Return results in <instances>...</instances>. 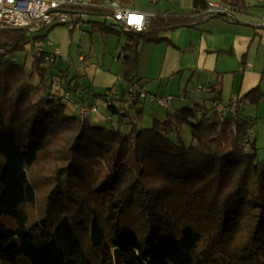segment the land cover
I'll use <instances>...</instances> for the list:
<instances>
[{
    "label": "trees",
    "instance_id": "obj_1",
    "mask_svg": "<svg viewBox=\"0 0 264 264\" xmlns=\"http://www.w3.org/2000/svg\"><path fill=\"white\" fill-rule=\"evenodd\" d=\"M118 1L126 8L133 2ZM221 1L238 13L248 6ZM206 10L207 0H191L189 15L166 10L141 32L94 23L127 43L109 105L84 121L72 104L99 103L104 94L82 97V77L58 73L33 50L45 36H29L57 25H0V218L15 225L0 222V264H264V158L254 138L244 145L251 125L239 103L259 105L260 87L224 105L219 79L198 87L210 95L203 103L189 99L191 106L154 117L149 128L142 127L143 100L123 106L129 88L142 90L140 44H171L161 33L215 18ZM67 11L80 22L111 17L89 7ZM18 54L30 55L28 67L16 62ZM47 162L40 187L34 171Z\"/></svg>",
    "mask_w": 264,
    "mask_h": 264
},
{
    "label": "crops",
    "instance_id": "obj_2",
    "mask_svg": "<svg viewBox=\"0 0 264 264\" xmlns=\"http://www.w3.org/2000/svg\"><path fill=\"white\" fill-rule=\"evenodd\" d=\"M152 2L157 3L158 1L152 0ZM246 2L248 6L243 13H239L240 18L246 23H235L212 18L194 29H177L161 33V37L167 38L171 44L166 42L140 44V59L136 79L142 80V84L154 83L161 86L163 83H169L176 78L180 82L185 83L189 78H191V81L196 79L200 81L201 77H203L211 84L209 86H212L216 84L214 81L216 82L219 79L222 81L223 78L227 77L231 80L233 92L226 104L231 100H239L256 86H259L261 90V85L264 82V27L256 26L251 21L254 22L264 15V0H246ZM127 7L136 9L131 4L127 5ZM147 11L142 10V12ZM190 11L191 7L189 11L183 14H181L182 12H172L179 15H189ZM90 23L94 26V23L100 22ZM110 25H114V23ZM117 27V25L116 27L114 26V28L119 29ZM94 30L99 32L97 28H94ZM94 30H91V32H94ZM99 34L102 43L105 44L103 45L102 62L90 63L84 66L83 74H75L82 77L80 84L85 89L81 94L82 97H86L88 93L92 96L102 95L108 89L120 84L119 76L122 65L119 54L120 49L127 43V40L122 46L117 40L116 49L120 48L117 55L110 58L106 67L107 42L101 36L103 34L100 32ZM108 35L120 37L113 34L105 36ZM46 47H52L51 42L50 45L44 47L45 51H47ZM143 56H145L144 60ZM58 69L60 68H57L56 71L60 74L66 72L70 77L75 76L69 73L68 68L64 71ZM179 71H183L182 74L176 75ZM184 90L187 91L186 89ZM262 93L264 94L263 91ZM184 95L187 97V92ZM209 97L210 95H208L207 99ZM180 99L183 101V98L180 97ZM239 103L243 117L246 118L243 109L246 102L240 101ZM222 104L226 105L223 101ZM254 141L256 147V140L254 139Z\"/></svg>",
    "mask_w": 264,
    "mask_h": 264
},
{
    "label": "rangeland",
    "instance_id": "obj_3",
    "mask_svg": "<svg viewBox=\"0 0 264 264\" xmlns=\"http://www.w3.org/2000/svg\"><path fill=\"white\" fill-rule=\"evenodd\" d=\"M156 1V0H154ZM157 3H153L152 0H133L131 3L132 6L136 7L137 11L142 12V10H148L147 12H153L154 14L163 13L165 10H172L173 12H182L186 13L191 7V0H157ZM134 9V10H136ZM100 22L105 23L106 25L113 24L111 17L106 18H94L91 16H83L81 22V29L75 30L72 33L69 32V29L64 25H57L53 28H48L43 32L31 33L29 36L31 38L35 36H46V38H41L47 44L51 42L52 47H46L47 52L54 53V50L59 51V55L55 56L54 66L60 68L58 70L64 71L66 68L69 69V73L73 76L75 74H83L84 66L89 65L90 63L102 62V56L104 54L103 44L100 38L99 32L95 31L90 22ZM94 30V32H91ZM104 41L107 42V51L105 54L106 67L112 56H116L119 50L116 49L117 40L122 46L126 42L124 35H121L119 38L115 36H105ZM105 43V42H104ZM46 46V45H45ZM143 56V60H144ZM17 63L22 64L28 67L31 57L27 54H18L15 56ZM82 60H84L82 62ZM56 68V69H57ZM140 78V76H139ZM139 80V79H138ZM142 81V80H141ZM201 77L199 80H193L188 84L180 82L178 78L172 80L169 83H163L159 86L158 84L150 83H141L138 85L146 94V99L144 102L145 116L142 122L143 128H149L151 126L152 119L154 117L166 118L171 116L174 111L183 107L191 106L190 100L203 103L202 99L207 98L209 94L206 93V89L199 90L198 86L204 88L211 84L208 81ZM217 82V80H216ZM214 81V83H216ZM222 101L226 104L228 99L231 97L233 92L230 78H223L222 80ZM184 89L187 90V97L183 98V101L180 99L184 94ZM261 90L264 92V82L261 85ZM156 96L157 98H166L172 97L173 100L168 108H162L156 103H152L150 98ZM190 99V100H189ZM211 103L206 102V106L209 107ZM244 115L251 125L253 131V138L256 140V148L258 149V158H264V101L257 106L250 105L246 103L243 106ZM103 110L99 114L94 115L93 118L103 115ZM168 114V115H167ZM176 138V135L173 136ZM181 138L186 145L190 144L191 136L188 128L183 127L181 130ZM50 164H40L35 168L34 174L37 177V181L40 183V187H43L44 180L41 179L39 170L44 171L48 168ZM46 174V173H44ZM0 222L7 228L13 229L14 222L6 217H1Z\"/></svg>",
    "mask_w": 264,
    "mask_h": 264
},
{
    "label": "built area",
    "instance_id": "obj_4",
    "mask_svg": "<svg viewBox=\"0 0 264 264\" xmlns=\"http://www.w3.org/2000/svg\"><path fill=\"white\" fill-rule=\"evenodd\" d=\"M95 8L106 10L111 13L113 23L119 27H126L131 31L141 32L146 29L151 18L155 16L153 12H140L134 9H129L123 6L118 0H103L96 3L90 0H0V25L8 28H27L34 24H54L64 25L69 31L81 29V22L77 20V15L70 14L69 8ZM207 15L215 18H223L231 22L246 23L240 18L236 8H233L221 0H207ZM252 24L264 27V15L256 21H251ZM45 45H50L43 40H37L33 43V50L37 55H43L44 60L51 64L55 62V56L58 55V50L54 53H49L44 50ZM113 90L104 93L103 98L99 103L94 104H77L73 103L72 108L75 116L79 121H84L93 118L94 115L104 110L110 103V97ZM65 99H69L65 95ZM146 94L137 87H131L125 97L124 107H129L138 101L145 100ZM173 98H155L151 97L150 101L155 102L162 108H168ZM71 103V102H70ZM221 105L216 104L215 110L220 112ZM234 104L231 107L233 110ZM107 121H111V116L106 115ZM253 138V131H247L244 145L249 146Z\"/></svg>",
    "mask_w": 264,
    "mask_h": 264
}]
</instances>
